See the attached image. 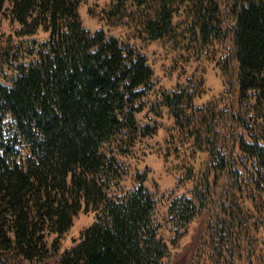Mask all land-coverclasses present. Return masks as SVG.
Returning <instances> with one entry per match:
<instances>
[{"label": "trees", "instance_id": "1", "mask_svg": "<svg viewBox=\"0 0 264 264\" xmlns=\"http://www.w3.org/2000/svg\"><path fill=\"white\" fill-rule=\"evenodd\" d=\"M84 1L0 0L21 35H0V264H169L199 218L173 264H264V0H108L146 44L219 54L224 88L198 105L203 80L158 89L139 47L82 26ZM164 114L191 196L130 170ZM81 210L94 221L62 249Z\"/></svg>", "mask_w": 264, "mask_h": 264}, {"label": "rangeland", "instance_id": "2", "mask_svg": "<svg viewBox=\"0 0 264 264\" xmlns=\"http://www.w3.org/2000/svg\"><path fill=\"white\" fill-rule=\"evenodd\" d=\"M108 0H85L78 6V16L82 26L90 31H103L106 36H113L120 41H125L139 47L147 56L148 63L151 65L156 78H158V89L172 90L177 84H185L187 79L192 77L196 82L203 80V87L206 93L202 97L196 99L195 104L198 105L208 99L212 95H216L224 88L222 82V69L220 62L217 64L219 54L213 55L212 47H204L199 54L187 53L182 54L180 51L165 48L160 40H153L149 43H144L140 37L134 36V28L132 23H111L107 16V10L110 9ZM20 30L19 24L9 18L1 19L0 35L12 36V40L19 39L21 35L17 32ZM48 36V33L42 29L31 37L36 41H41ZM137 119L141 122L147 120V116L143 112L137 113ZM161 126L157 133L151 138L145 140L136 146L134 155L130 157L131 173L143 171L148 168L147 185L151 188L156 196L162 193L172 191V195L186 194L192 195L190 191L193 186V179L188 176L187 166L190 161L180 154L175 157L172 153L171 145L166 142L169 135L167 128L171 124V117L164 114L159 118ZM149 144L150 147H147ZM143 148H146L147 153L140 155ZM136 154V157H135ZM204 153L198 155V167L205 160ZM130 186L133 185L134 179L132 176L125 180ZM94 221V215L89 212L84 213L81 210L74 218L73 224L65 234L62 242V249H68L72 246L79 236L80 231L91 225ZM198 229H203L202 220L199 218L190 225V231L180 240L178 245L173 248L175 259L169 264L175 263L187 251V258L190 257L191 247L188 249L190 242ZM182 249L184 252H181Z\"/></svg>", "mask_w": 264, "mask_h": 264}]
</instances>
